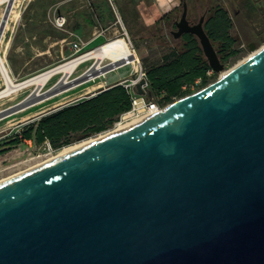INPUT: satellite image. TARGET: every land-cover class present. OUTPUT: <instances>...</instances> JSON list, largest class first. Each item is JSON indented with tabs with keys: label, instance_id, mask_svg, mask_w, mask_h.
<instances>
[{
	"label": "water",
	"instance_id": "water-1",
	"mask_svg": "<svg viewBox=\"0 0 264 264\" xmlns=\"http://www.w3.org/2000/svg\"><path fill=\"white\" fill-rule=\"evenodd\" d=\"M188 14L183 1L171 35H195L221 76L1 181L0 264H264V46L249 43L252 54L222 74L207 12L198 22ZM145 82L135 90L150 98Z\"/></svg>",
	"mask_w": 264,
	"mask_h": 264
},
{
	"label": "rangeland",
	"instance_id": "rangeland-1",
	"mask_svg": "<svg viewBox=\"0 0 264 264\" xmlns=\"http://www.w3.org/2000/svg\"><path fill=\"white\" fill-rule=\"evenodd\" d=\"M15 11L19 12L21 16L19 18H12L9 22V26L6 30L3 42L0 47V53L5 58L6 66L13 80L20 82L26 78L36 75L42 71L50 69L52 67L61 65L68 60H71L73 53L66 54L67 59L63 60L60 55H57V50L60 46L55 44H44L42 42V37H34L36 29L29 24V10L34 4H38L39 10H45L53 5L57 0H14ZM109 6L107 0H105ZM244 0L240 2H235L234 0H216L214 5H221L225 7L232 20V29L230 34L236 39L237 45H239V54L237 57L231 58L228 63L225 64V71H228L238 65L241 61L247 58L251 51L248 47L249 43H255L260 48L264 46V4L260 0H251V5L255 11H250L244 6ZM209 0H203V9L195 8L196 15L199 17L204 14L206 7L208 6ZM116 5L119 8L121 17L122 7H120V1L115 0ZM14 4V2H13ZM29 5V7H28ZM9 3H4L0 6V23H2L3 17ZM258 10V11H256ZM181 12L179 16H181ZM195 17V16H194ZM192 22H198V18H192ZM124 21V19H123ZM115 23V20H114ZM34 25L42 24L45 25L44 20H37L33 22ZM128 30L129 38H126L130 44L133 51L139 57V62L143 69L147 65L158 64L162 61L164 56L170 52L172 44L157 43V40L152 37L151 30L143 29L138 24L136 25L135 33L126 25ZM50 25V24H49ZM26 26V27H25ZM119 28V26H118ZM171 28L166 27L164 33L171 36ZM118 32L113 38L120 36ZM122 37V36H120ZM112 38V39H113ZM100 43V42H99ZM99 43H95L86 50H92L97 48ZM175 44V43H174ZM245 44V47L241 46ZM96 46V47H95ZM99 47V46H98ZM134 48V49H133ZM48 51V55L42 54ZM109 63L108 60L104 61V66ZM95 61L90 60L81 64L75 73L70 77V80H75L82 76L84 73L88 72ZM135 75L132 65H127L120 68L118 71L107 73L105 76L97 78L95 81H91L85 85L76 87L75 89L54 96L49 100H46L40 104L28 108L22 112H15L11 114L8 118L0 120V181L9 178L15 174L24 172L34 166H38L41 163L58 155L65 147L55 148L49 143H44L42 145H35L32 141L24 140L18 145H10L9 139L17 135H21L22 132L27 128V125L39 119L41 116L54 111L57 106L61 103H68V105L77 103L82 97V100L87 99L86 97L91 93L99 92L103 88L112 86L111 84H119L121 81L132 79ZM221 74L213 79L210 78L209 83L216 81ZM62 75H56L48 84L41 87L39 92L44 94L55 86L60 80ZM208 83V84H209ZM203 87L195 86L192 88V93L202 89ZM7 89L6 79L2 75L0 76V93ZM37 87H28L25 89H20L18 91L10 93L9 96H0V114L11 109L12 107L20 106L26 98L36 91ZM178 99L173 100L172 102ZM172 102H168L165 106ZM101 134L85 138L80 141H74L71 145H77L85 140L96 139ZM79 134H71L70 137H78ZM51 146V149H50Z\"/></svg>",
	"mask_w": 264,
	"mask_h": 264
},
{
	"label": "trees",
	"instance_id": "trees-1",
	"mask_svg": "<svg viewBox=\"0 0 264 264\" xmlns=\"http://www.w3.org/2000/svg\"><path fill=\"white\" fill-rule=\"evenodd\" d=\"M183 1H187L189 6V20L193 21L195 17L199 20L201 16L196 15L195 8L203 9V0H182L179 8L157 18L150 33L157 43L172 44L170 52L160 63L146 64L144 68L152 93L150 98L161 104L192 94L195 86L204 88L210 84L207 73L211 67L198 38L193 34H185L180 39H174L172 35L164 33L166 27L171 30L176 28V20L180 12H183ZM215 1L209 0L204 11L207 12L204 26L221 61L226 64L231 58L237 57L240 50L236 39L230 34L232 20L228 10L221 5H214ZM244 6L255 11L251 0L245 2ZM217 76L218 73H215L213 79ZM130 108L131 96L128 90L115 84L93 97L64 106L30 122L22 134L11 137L8 144L16 146L29 140L35 145L49 143L55 148L69 146L74 141L108 131ZM71 134L79 136L70 137Z\"/></svg>",
	"mask_w": 264,
	"mask_h": 264
},
{
	"label": "crops",
	"instance_id": "crops-1",
	"mask_svg": "<svg viewBox=\"0 0 264 264\" xmlns=\"http://www.w3.org/2000/svg\"><path fill=\"white\" fill-rule=\"evenodd\" d=\"M119 1L124 16L122 20L126 21L128 29L134 33L137 24L143 29L151 30L159 16L179 8L182 4V0ZM260 1L264 4V0ZM38 7V4H34L29 10V21H32L29 26L36 29L34 37H42L44 44L60 46L56 54L63 60L68 58L66 54L73 53L70 45L72 42L80 39L84 43L83 51H87L86 49L95 43L100 42L98 47L108 42L119 31L114 23L115 17L105 0H57L45 10H39ZM59 18L65 21L63 29L56 26V20ZM37 20H44L45 25H34L33 22ZM42 54L48 55V51ZM79 100H82V97ZM67 105L68 103H61L55 110Z\"/></svg>",
	"mask_w": 264,
	"mask_h": 264
},
{
	"label": "bare ground",
	"instance_id": "bare-ground-1",
	"mask_svg": "<svg viewBox=\"0 0 264 264\" xmlns=\"http://www.w3.org/2000/svg\"><path fill=\"white\" fill-rule=\"evenodd\" d=\"M14 2V4H13ZM4 3H9L11 12H10V18L6 24L5 30L0 37V47L3 42V38L5 36L6 30L9 26V22L11 21L12 18H19L21 14L17 11H15V3L16 1L14 0H0V6L3 5ZM1 27V23H0ZM252 54V52H251ZM250 54V55H251ZM249 55V56H250ZM248 56V57H249ZM247 57V58H248ZM245 58V59H247ZM244 59V60H245ZM93 60L95 61V64L92 66V68L84 73L82 76L75 80H70V77L75 73V71L78 69V67L87 62ZM108 60L109 63L107 65H103L104 61ZM243 60V61H244ZM139 57L136 54L135 51L132 50L130 42L123 37H115L111 39L110 41L104 43L101 45L99 48L94 49L86 54H83L81 56L74 57L71 60L66 61L65 63L52 67L50 69H47L45 71H42L36 75H33L29 78H26L20 82H16L13 80L12 76L10 75V72L8 71V68L6 66L5 58L1 55L0 53V76L2 75L6 79V85L7 89L0 93V96L7 95L9 96L10 93L18 91L20 89H25L28 87H37L38 89L36 92L33 94V98H36L37 95H41L39 90L41 87H44L46 84H48L56 75L61 74V82L54 87L55 93L52 94L50 98H53L54 96L69 92L76 87H79L81 85H85L91 81H95L97 78L105 76L107 73H111L114 71H118L120 68L125 67L127 65H132L134 72L139 73L140 66H139ZM242 62V61H241ZM240 62V63H241ZM227 71L222 72V74L226 73ZM53 93V92H51ZM50 98H47L45 100L39 101L38 103L30 106L33 107L37 104H40L46 100H49ZM30 107H24L23 105H20L18 107H12L11 109H8L7 111L3 112L0 114V120H4L8 118L11 114L15 112H22L27 110ZM130 127L129 125L127 126H122V128L117 129L115 131H106L102 133L98 138L92 139V140H85L80 142L77 145H72L65 147L58 155L54 156L53 158L47 160L51 161L55 158H58L60 156L66 155L70 152H73L89 143H92L93 141H97L99 139H102L104 137H107L115 132L122 131L124 129H127ZM45 163V162H44ZM43 164V163H41ZM39 164V165H41ZM36 167V166H34ZM31 169V168H30ZM17 175V174H15ZM13 175V176H15ZM11 176V177H13ZM10 178V177H9ZM8 179V178H6ZM4 179V180H6ZM3 181V180H1ZM0 181V182H1Z\"/></svg>",
	"mask_w": 264,
	"mask_h": 264
},
{
	"label": "built area",
	"instance_id": "built-area-1",
	"mask_svg": "<svg viewBox=\"0 0 264 264\" xmlns=\"http://www.w3.org/2000/svg\"><path fill=\"white\" fill-rule=\"evenodd\" d=\"M109 7L115 17V24L117 26H119V31L120 32V36L122 37H128L129 38V34L128 31L123 23L120 11L118 6L115 3V0H107ZM56 26L59 28H64L65 26V21L62 18H59L56 20ZM117 36V37H120ZM111 40V39H110ZM109 40V41H110ZM71 49L73 50V55L71 57V59H73L74 57L77 56H81L83 54H86L92 50H87V51H83V45L84 43L78 39V41L76 42H72L71 44ZM100 47V46H99ZM97 47V48H99ZM242 48L245 47V44H243L241 46ZM95 48V49H97ZM134 49V48H133ZM139 66H140V70L139 73H135V75L133 76L132 79H127L124 81H121L118 85H122L124 86L130 96H131V108L129 111L123 113L113 124V126L108 130V131H115L117 129L122 128V126H132L146 118H149L151 116H153L154 114L162 111L166 106L165 104H161L160 102H158L156 99L154 98H148L147 95H139L137 93V91L135 90V87L138 83H140L141 80L146 79V82L142 85V89L145 92H148L150 85H149V81L147 79L146 76V72L143 69V67L141 66L140 62H139ZM215 71L213 69H210L208 71V76L211 78L215 75ZM200 81H198L199 83ZM50 145V144H49ZM51 149V146H50Z\"/></svg>",
	"mask_w": 264,
	"mask_h": 264
}]
</instances>
